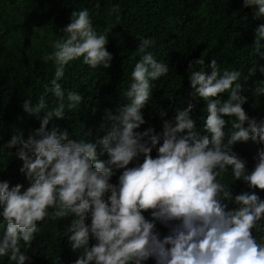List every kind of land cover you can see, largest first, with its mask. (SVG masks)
<instances>
[{"label":"trees","instance_id":"obj_1","mask_svg":"<svg viewBox=\"0 0 264 264\" xmlns=\"http://www.w3.org/2000/svg\"><path fill=\"white\" fill-rule=\"evenodd\" d=\"M0 264H264V0H0Z\"/></svg>","mask_w":264,"mask_h":264},{"label":"rangeland","instance_id":"obj_2","mask_svg":"<svg viewBox=\"0 0 264 264\" xmlns=\"http://www.w3.org/2000/svg\"><path fill=\"white\" fill-rule=\"evenodd\" d=\"M254 9H255V13L258 15L259 13H260V6L259 5H255L254 6ZM242 231H240V232H238V233H241ZM248 236H253V234L252 233H248L247 234Z\"/></svg>","mask_w":264,"mask_h":264}]
</instances>
